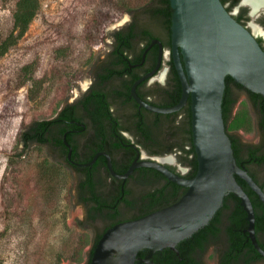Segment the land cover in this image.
I'll return each mask as SVG.
<instances>
[{"label":"rangeland","instance_id":"obj_1","mask_svg":"<svg viewBox=\"0 0 264 264\" xmlns=\"http://www.w3.org/2000/svg\"><path fill=\"white\" fill-rule=\"evenodd\" d=\"M16 2L0 0V39L11 31ZM160 4L41 0L26 34L0 59V264L88 261L95 232L105 223L88 229L77 225L85 218V208L75 198L78 179L55 163L46 148H27L21 135L34 121L55 118L79 94V83H90V69L109 49L110 32L137 20L164 36L150 14ZM251 22L264 27V15L247 17L245 25ZM238 97L228 131L256 142L254 109L246 95Z\"/></svg>","mask_w":264,"mask_h":264},{"label":"water","instance_id":"obj_2","mask_svg":"<svg viewBox=\"0 0 264 264\" xmlns=\"http://www.w3.org/2000/svg\"><path fill=\"white\" fill-rule=\"evenodd\" d=\"M169 3L171 47L164 51L162 42L153 40L149 48L156 43L160 46L157 67L133 85L132 96L139 107L157 114L179 112L190 102L198 169L194 177L187 178L170 169L171 163L159 160L164 157H153L136 160L125 173L119 174L113 169L108 153H97L86 165L94 164L100 155H104L112 175L117 178L125 180L137 168L149 167L187 190L171 205L109 228L98 241L89 264H156L152 257L165 249L180 255L179 243L207 226L229 194L240 199L247 213L248 224L244 231L264 257L256 233L253 202L237 177L248 184L263 204L264 189L245 167L238 164L223 116L228 76L264 97V48L259 36L250 26L239 22L222 0H169ZM242 3L245 5L244 0ZM250 17H253L251 11ZM261 37L264 40V36ZM168 55L172 58L182 92L175 105L159 107L143 100L136 88L160 68L163 57ZM66 144L70 148V158L72 148L68 142ZM140 252H145V257H139Z\"/></svg>","mask_w":264,"mask_h":264},{"label":"flooded vegetation","instance_id":"obj_3","mask_svg":"<svg viewBox=\"0 0 264 264\" xmlns=\"http://www.w3.org/2000/svg\"><path fill=\"white\" fill-rule=\"evenodd\" d=\"M222 2L235 16L250 17L252 9L246 7L245 3L246 6L243 5L242 0H222ZM259 15H264V9ZM131 30L134 31V36L130 37V48L128 49L130 58H117L115 50L116 45L119 44L118 34H126ZM109 36L111 42H109L107 53L90 69V83L85 85L79 83V94L60 110L62 112L69 108V111H73L74 115L71 118L70 116L60 118L61 121L58 125L52 126L48 132V142L44 143L42 147L51 152V158L62 163L78 179L76 189L78 184L86 178L88 171L95 182L99 183L100 186L95 183L98 190L99 187L101 191L105 192H109L111 189L114 190V193L121 195L117 208L120 211L130 210L129 215L120 218L123 221H128L138 215L137 211L155 206L153 205L154 200L167 199L172 192L171 186L167 184L163 176L154 172L155 169L152 171V168L149 167L137 168L125 180L117 178L112 175L107 157L104 155H100L94 164L86 165L97 153H108L111 156L113 169L119 174L125 173L134 161L153 157H172L173 162L169 167H175L176 172L185 177L189 173L190 167L179 161L182 152L176 147L172 152L164 153V150L176 140V138L164 139L162 133L164 123L166 122L169 128L176 129L181 117L175 113L157 114L141 108L132 96L133 85L157 67L160 46L157 43L150 48L149 46L153 40L158 39L166 51L169 47L164 42L165 37L156 34L150 37L143 34L142 29L129 27L113 30ZM166 41H168L167 38ZM147 48L149 49L143 60ZM170 61L171 56L169 59L167 56L163 57L160 68L137 85V94L146 102L159 107L174 105L178 97L177 82L170 73ZM70 107L74 108L70 109ZM97 111L104 113L102 120L95 116ZM257 133L258 140L256 142L246 141L239 136L237 143L245 157L249 150H256L257 155L263 158V161H255L251 164L246 163L245 160L241 162V165L249 173V169H255L261 175L262 183L264 181V130L257 128ZM54 136L62 139L64 145L58 146L54 142H50L49 139L52 140ZM21 141L25 144L23 139ZM66 142L72 148L70 158V148ZM89 144L93 150L88 149ZM32 145L39 146L37 143ZM92 152L95 153L93 158L87 160ZM102 179L104 186L100 183ZM233 207L231 205L230 208L223 211L224 219L219 226L221 234L219 236L212 234L202 248H198L192 253V257L200 261L201 264H210V257L213 258V264H264V260L248 263L242 259L241 255L233 259L234 255L226 251L225 229L227 225L225 223L228 215L234 209ZM257 237L264 241V234L260 233ZM247 242L251 241L248 239ZM156 259V255H154L152 261L156 263Z\"/></svg>","mask_w":264,"mask_h":264},{"label":"trees","instance_id":"obj_4","mask_svg":"<svg viewBox=\"0 0 264 264\" xmlns=\"http://www.w3.org/2000/svg\"><path fill=\"white\" fill-rule=\"evenodd\" d=\"M160 6L151 10V15L153 19H157L158 22L163 29L165 40L164 42L168 45L169 49L171 47V14H170V3L169 0H160ZM225 4V3H224ZM41 7V0H17L15 7L13 9L12 14V28L11 31L4 36V38L0 39V59L5 56L11 48L17 45L18 41L22 36L26 34L28 31L30 24L37 16L39 9ZM229 10V9H228ZM230 11V10H229ZM236 19L245 25V21L247 17L243 18V16H235ZM126 27L131 29L138 28L142 29L143 34L150 36L156 34L151 29L143 27V24L139 23L137 20L131 22ZM158 35V34H156ZM134 36V31L131 30L128 33H119L118 34V42L116 45L115 54L117 58L120 59H128L130 58L129 52V44L130 37ZM166 38L168 41H166ZM260 44L263 46V40L261 38L258 39ZM170 64V73L173 75L174 80L177 82V90L176 93L178 97L176 98V103H178L181 97V83L175 67L173 65V61L171 58ZM244 94L247 96L249 103L255 112V125L256 128L264 130V97L260 94L253 93L243 87L242 85L236 83L233 78L228 76L226 78V90L223 100V116L226 123L227 132L231 137L233 143L234 153L239 165L241 162L245 160L246 163H254L255 161H263V158L257 155L256 150H249L247 157L242 154V149L238 145L239 135L232 134L228 131V123L230 119L233 117L234 109L238 103L239 97L238 94ZM74 107H70V109ZM74 115L73 111H69V108L60 112L58 117L49 119V120H39L34 121L21 135V139L24 140L25 146L28 148L34 143L42 146L44 143L48 142L47 134L54 125H58L61 121L60 118L70 116V118ZM166 115V114H165ZM175 115L181 117L179 120V125L176 129L169 128L164 123V128L162 130L163 136L165 140H172L176 138L174 143H171L169 147L164 150V153L172 152L176 147L177 150L182 152L180 154L179 161L183 164L190 167L189 173L186 175L187 178H192L195 176L198 169V162L196 153L193 146L192 141V129H191V109L190 102L187 106H185L181 111L176 112ZM95 116L98 117L99 120H102L104 117V113L95 112ZM168 127V128H167ZM50 142H54L58 146H63V141L57 136H54L53 139H49ZM93 147L89 144L88 149H92ZM93 150V149H92ZM91 150V151H92ZM95 153H90L87 160H91ZM50 157L51 154L49 153ZM55 163L63 165L62 163L54 160ZM173 171L176 172L175 167H171ZM86 170V169H85ZM250 170V175L257 181L261 187L264 189V181L261 183V177L258 172L253 169ZM152 171H154L152 169ZM155 173L163 176L167 181V184L171 186L172 192L167 199H163L162 201L154 200L153 205L150 209H142L138 212V215L134 217V219H138L143 217L153 211L166 207L168 205L173 204L177 200L181 198V196L187 190L179 186L176 183L169 181L163 174L158 171H154ZM87 176L83 179L77 186L75 198L79 204H82L85 208V218L84 220H78L77 225L82 229H88L89 225L94 224L98 221H103L104 226L95 232V239L92 245V248L89 252V258L86 264H89L95 247L103 236V234L112 226L117 223L123 222L120 218L123 216L122 211L118 210V203L120 200L119 194L114 193V190L109 192L101 191L96 188L97 182L93 179V176L90 172L87 171ZM238 182L242 185L245 191L250 196L256 213V233L257 236L261 233L264 234V204L261 202L256 193L248 186V184L237 177ZM100 183L103 185L104 180L102 179ZM99 185V183H97ZM100 186V185H99ZM104 186V185H103ZM106 187V186H105ZM164 191V190H163ZM233 205L234 209L228 215L225 225L226 235H227V249L226 251L229 254L234 255L232 258L236 259L237 256L241 255L243 260L248 263L255 262L256 260H264V257L261 256L258 251L254 248L251 242H247L248 234L244 231L247 227V213L244 208L240 204V199L235 197L233 194H229L225 197L224 205L217 212L214 218L210 221V223L204 228L197 231L192 237L183 240L179 243L178 249L180 251V255H177L170 249H165L162 252L156 253V264H201L200 261L194 259L192 257V253L196 251L198 248H202L205 243L208 241V238L214 234L219 236L221 234V228L219 227L222 224L224 219L223 211L231 207ZM133 220V219H132ZM258 241L261 247L264 249V241L258 238ZM206 251V250H205ZM145 256V252H140L139 257L143 258ZM238 258V257H237ZM142 264V263H137Z\"/></svg>","mask_w":264,"mask_h":264},{"label":"bare ground","instance_id":"obj_5","mask_svg":"<svg viewBox=\"0 0 264 264\" xmlns=\"http://www.w3.org/2000/svg\"><path fill=\"white\" fill-rule=\"evenodd\" d=\"M244 3L252 9L251 13L253 14V17H256L257 14H259L261 12V10L264 9V0H245ZM250 27L252 28L253 32L257 35V36H264V30L260 27V25L251 22ZM162 159V158H160ZM159 159V160H160ZM161 161L163 162H169L172 163L173 162V158L172 157H164V159H162Z\"/></svg>","mask_w":264,"mask_h":264}]
</instances>
